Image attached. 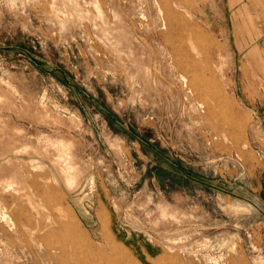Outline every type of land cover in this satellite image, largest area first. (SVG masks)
I'll list each match as a JSON object with an SVG mask.
<instances>
[{"label":"rangeland","instance_id":"1","mask_svg":"<svg viewBox=\"0 0 264 264\" xmlns=\"http://www.w3.org/2000/svg\"><path fill=\"white\" fill-rule=\"evenodd\" d=\"M29 199L91 264H264V0H0V264Z\"/></svg>","mask_w":264,"mask_h":264},{"label":"bare ground","instance_id":"2","mask_svg":"<svg viewBox=\"0 0 264 264\" xmlns=\"http://www.w3.org/2000/svg\"><path fill=\"white\" fill-rule=\"evenodd\" d=\"M2 221L13 229L10 236L18 235L22 239L21 248L23 249L20 253L30 257L35 263H38L41 258L46 260V264H91L99 257L91 260L96 254L90 253L83 258L81 253L87 248L83 250L78 247V239H82L80 233L76 229H69L68 225L53 213L41 210L33 199L28 200L27 207L7 206ZM61 231L65 233L61 235ZM10 246L13 251L21 249L13 240H10ZM35 248L41 249V253L38 254ZM117 260H112V264L114 262L122 264L121 259H119L121 262Z\"/></svg>","mask_w":264,"mask_h":264}]
</instances>
